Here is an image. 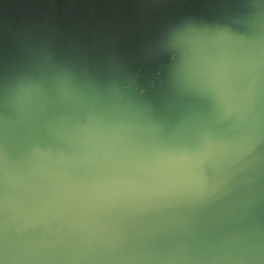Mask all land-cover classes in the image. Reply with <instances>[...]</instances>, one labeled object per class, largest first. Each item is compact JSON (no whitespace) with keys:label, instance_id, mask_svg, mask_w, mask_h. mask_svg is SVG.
Here are the masks:
<instances>
[{"label":"water","instance_id":"95a60500","mask_svg":"<svg viewBox=\"0 0 264 264\" xmlns=\"http://www.w3.org/2000/svg\"><path fill=\"white\" fill-rule=\"evenodd\" d=\"M0 264H264V0H0Z\"/></svg>","mask_w":264,"mask_h":264},{"label":"rangeland","instance_id":"374dc122","mask_svg":"<svg viewBox=\"0 0 264 264\" xmlns=\"http://www.w3.org/2000/svg\"><path fill=\"white\" fill-rule=\"evenodd\" d=\"M233 35H234L233 38H239V35L238 34L234 33Z\"/></svg>","mask_w":264,"mask_h":264}]
</instances>
